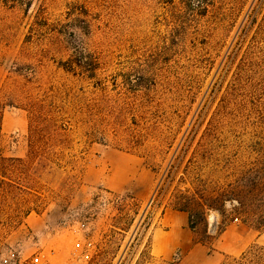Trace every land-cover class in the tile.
Returning a JSON list of instances; mask_svg holds the SVG:
<instances>
[{
  "label": "rangeland",
  "instance_id": "374dc122",
  "mask_svg": "<svg viewBox=\"0 0 264 264\" xmlns=\"http://www.w3.org/2000/svg\"><path fill=\"white\" fill-rule=\"evenodd\" d=\"M27 1L0 0V156L27 157L39 103L51 161L0 175V264H222L264 247V0ZM77 50L94 74L68 68ZM198 186L229 200L193 232L170 204Z\"/></svg>",
  "mask_w": 264,
  "mask_h": 264
},
{
  "label": "trees",
  "instance_id": "16d2710c",
  "mask_svg": "<svg viewBox=\"0 0 264 264\" xmlns=\"http://www.w3.org/2000/svg\"><path fill=\"white\" fill-rule=\"evenodd\" d=\"M11 2L14 6L22 5L26 3L31 7L32 3L27 0H6ZM204 3V2H203ZM201 5V8L207 9V3ZM86 29V28H84ZM86 31V30H85ZM94 60H88V55L83 50H77L74 56L68 61V68L80 69L83 72H89L94 74L92 69L96 63ZM30 129L28 139V155L24 158H3L0 156V175H6L10 168L19 166L20 168H29L34 164H43L51 161L50 152L45 149V146L53 139V136L48 132L52 127V119L45 115V108L42 104L34 103L31 108L30 115ZM51 136V139L49 138ZM195 154V151H194ZM192 160V159H191ZM189 167L184 168L185 174L180 177L181 182H184L185 175L188 173ZM179 167L173 170V165H169L168 170L162 176L161 182L169 180L172 182L177 173ZM4 174V175H3ZM206 191H202L200 187H195L193 192H177L173 197V202L170 206L180 212H184L188 215V225L191 231L195 232L199 224L208 226L207 212L209 210H216L221 212L229 199L228 196L219 193L216 196L206 197ZM209 190V189H208ZM160 191V185L157 187L155 194ZM261 227H264V218H261V222H258ZM224 226L219 228L218 234L224 231ZM208 234V231H206ZM197 243L205 245L204 240H197ZM222 264H264V247L252 246L244 251L239 257L224 261Z\"/></svg>",
  "mask_w": 264,
  "mask_h": 264
},
{
  "label": "crops",
  "instance_id": "0c3cea01",
  "mask_svg": "<svg viewBox=\"0 0 264 264\" xmlns=\"http://www.w3.org/2000/svg\"><path fill=\"white\" fill-rule=\"evenodd\" d=\"M175 215H177L176 217H179L180 218V220H181V222L183 224V222L185 221V215H186V213L180 212V211H176L175 212ZM165 218L167 219V215H165ZM169 223L174 224V218L173 219L172 218H169ZM180 228H181L180 230L182 232H184V235L186 236V239L180 245L181 246H184V247H188V242L190 241V234L187 232L186 229H183L182 227H180ZM173 230L174 229H170V231H168V234H169L168 235V238H171V239H169L168 241L166 240L165 243H164V245L163 244H162V246L160 245V248H161L160 249V252H161L160 254L161 255H164L165 256L166 253H167V251L169 250V247H171V245L174 242L173 239H172V237H174V235H175L173 233ZM199 245L201 246L202 244H199ZM199 245H197V244L191 245L190 255L193 254V253H195L196 250L200 249V248H198ZM156 249H158V248L156 247ZM206 258H207V256H206Z\"/></svg>",
  "mask_w": 264,
  "mask_h": 264
},
{
  "label": "built area",
  "instance_id": "2783aa9c",
  "mask_svg": "<svg viewBox=\"0 0 264 264\" xmlns=\"http://www.w3.org/2000/svg\"><path fill=\"white\" fill-rule=\"evenodd\" d=\"M19 264H50V263L46 260H43L42 256L34 255L33 257L30 258L29 262L24 261V262H20Z\"/></svg>",
  "mask_w": 264,
  "mask_h": 264
}]
</instances>
